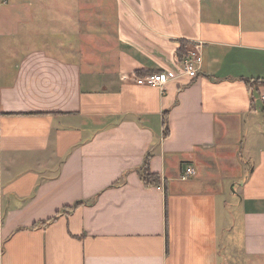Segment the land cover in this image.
I'll return each mask as SVG.
<instances>
[{
    "label": "crops",
    "instance_id": "0c3cea01",
    "mask_svg": "<svg viewBox=\"0 0 264 264\" xmlns=\"http://www.w3.org/2000/svg\"><path fill=\"white\" fill-rule=\"evenodd\" d=\"M0 264H264V0H0Z\"/></svg>",
    "mask_w": 264,
    "mask_h": 264
},
{
    "label": "built area",
    "instance_id": "2783aa9c",
    "mask_svg": "<svg viewBox=\"0 0 264 264\" xmlns=\"http://www.w3.org/2000/svg\"><path fill=\"white\" fill-rule=\"evenodd\" d=\"M203 55L198 49L189 50L188 54L181 61V75H185L191 79L199 76V72L203 66ZM176 78L173 73H156L140 76L137 78L139 85L151 86V87H162L168 81ZM194 167L188 166L181 174L182 180H187L196 174Z\"/></svg>",
    "mask_w": 264,
    "mask_h": 264
},
{
    "label": "trees",
    "instance_id": "16d2710c",
    "mask_svg": "<svg viewBox=\"0 0 264 264\" xmlns=\"http://www.w3.org/2000/svg\"><path fill=\"white\" fill-rule=\"evenodd\" d=\"M185 48V43L182 44L181 47V52L184 50ZM168 131V126L166 128V132ZM159 178L154 174L151 173L150 171V166H149V160L147 159L145 166H144V170H143V180L145 181L146 184H155L158 183ZM74 207H70L69 209H73Z\"/></svg>",
    "mask_w": 264,
    "mask_h": 264
}]
</instances>
